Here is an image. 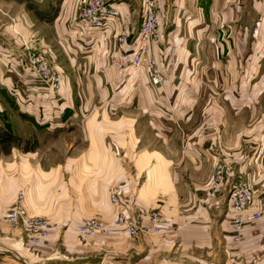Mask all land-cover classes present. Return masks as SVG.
I'll return each instance as SVG.
<instances>
[{
  "label": "crops",
  "instance_id": "0c3cea01",
  "mask_svg": "<svg viewBox=\"0 0 264 264\" xmlns=\"http://www.w3.org/2000/svg\"><path fill=\"white\" fill-rule=\"evenodd\" d=\"M33 1L23 0L10 33L25 55L44 56L61 74V123L79 129L85 121L63 161H6L10 188L25 177L39 184L25 209L44 207V214L68 220L65 240L73 239L81 214L103 209L98 213L113 230L106 240L135 255L147 249L144 236L131 238L112 220L119 212L147 222L158 212L164 220L151 223L150 245L162 261L264 264V0H178L171 10L173 0L166 16L157 0L161 30L152 54L168 77L163 86L151 84L143 69L113 63L115 25L97 36L79 26L84 0H37L48 8L39 12ZM116 5L119 24L137 30L140 0ZM217 162L250 182L252 210L260 211L239 229L214 178ZM112 188L118 207L110 202Z\"/></svg>",
  "mask_w": 264,
  "mask_h": 264
},
{
  "label": "rangeland",
  "instance_id": "374dc122",
  "mask_svg": "<svg viewBox=\"0 0 264 264\" xmlns=\"http://www.w3.org/2000/svg\"><path fill=\"white\" fill-rule=\"evenodd\" d=\"M36 1H33L35 4L32 3L36 12H39V9L48 10L44 4L38 5L39 2ZM131 1L137 6V0ZM172 1L163 0L162 10L165 16L169 11L167 2L169 4ZM26 2L29 3V0ZM177 5L178 0L169 9H176ZM171 12L169 11V14ZM30 13L35 17L33 11ZM22 14L23 0H0V216H4L13 206L19 193L27 198V194L30 196L31 187L38 184L30 182L29 177H25L24 182L14 184V189L10 188L13 184H8L6 179L8 176L5 168L6 161L13 159L18 161L24 157L33 164L37 161L44 162L46 165L63 161L69 155V145L78 138L73 133L75 130H82L81 123L85 121L80 120L79 129L74 124H69L71 120L67 121L68 127L61 123L59 114L64 107L60 93L62 83L59 89L50 90L35 68L33 63L35 56L25 55L20 49V42L10 33L9 26L12 25L13 18ZM35 26L41 25L36 22ZM50 31L53 33L52 29H46L48 42L52 39ZM8 76L10 80L7 81ZM260 105L264 107V103ZM12 130L19 133L23 140L14 139ZM9 132L12 136L8 134ZM13 147H16L13 150L15 153L6 155L5 152L8 149L10 152ZM33 148L34 151H30ZM41 186L44 188V184ZM42 188L39 191H42V197L46 200V191ZM223 190L227 198V188L225 190L223 187ZM96 206L100 207V204ZM36 209L35 211L25 209V213L21 215L15 226H8L0 219V238L12 239L23 250L22 253L12 248L8 249L10 252L0 250V264L2 258L8 260L5 264H174L169 257H164L162 261L161 254L158 255L156 250L151 248L150 235L153 231L148 222L141 224L142 220H140L137 226V233L143 235L148 244L147 249L145 253L135 255L129 252L122 253L123 251L106 240V235L113 231L112 228L105 235L85 237L79 234L77 228L83 220L97 218L105 221L106 218L98 213L103 212V209L94 210L93 213L90 210L88 211L90 214L86 212L81 214L73 229H70V233L74 235L71 240L64 238L69 225H63V223L66 221L68 223V220H58L59 215L44 214L42 211L44 207ZM40 210L42 212H39ZM24 216H37L46 220L48 236L40 238L33 230L23 225ZM54 233L55 235H52ZM123 242L127 243V240ZM42 244L48 245L45 247Z\"/></svg>",
  "mask_w": 264,
  "mask_h": 264
},
{
  "label": "built area",
  "instance_id": "2783aa9c",
  "mask_svg": "<svg viewBox=\"0 0 264 264\" xmlns=\"http://www.w3.org/2000/svg\"><path fill=\"white\" fill-rule=\"evenodd\" d=\"M157 0H140L139 26L137 30H128L119 22L122 20L120 10L116 5V0H84L77 14L76 21L83 29L94 32L97 36L111 25L116 27V48L118 56L113 63L118 68L135 67L143 69L147 74L151 84L163 86L168 83V77L158 65L156 58L152 54L154 43L160 36L159 14ZM35 56V57H34ZM35 68L48 88L55 91L61 87L62 79L57 70L51 66L43 56L33 55ZM216 184H221L227 188L226 208L232 212L234 218V228L239 229L245 221L255 220L260 216V211L252 210L253 191L247 179L235 178L232 166L228 163H215L212 167ZM117 188L110 190V202L117 206L120 203ZM25 198L19 193L13 206L8 209L0 219L8 226H15L20 217L25 213ZM119 210V209H117ZM163 216L158 212L148 213L147 222L141 224H156L162 222ZM115 225L124 229L129 237L134 238L138 235L137 226L140 220L129 218L123 213H117L112 220ZM23 225L33 230L40 238L48 236L47 221L37 216H24ZM1 224V223H0ZM111 228L106 220L88 218L78 226V232L85 237L105 235ZM8 262L2 258L1 264Z\"/></svg>",
  "mask_w": 264,
  "mask_h": 264
},
{
  "label": "bare ground",
  "instance_id": "6f19581e",
  "mask_svg": "<svg viewBox=\"0 0 264 264\" xmlns=\"http://www.w3.org/2000/svg\"><path fill=\"white\" fill-rule=\"evenodd\" d=\"M23 244V243H22ZM16 249L19 253H22V249L18 246V244L14 243V241H12L11 239L8 238H2L0 239V250L2 251H8L10 252V250L8 249ZM25 248V246H24ZM36 257V256H35ZM34 257V258H35ZM39 257V256H38ZM31 258V257H30Z\"/></svg>",
  "mask_w": 264,
  "mask_h": 264
},
{
  "label": "trees",
  "instance_id": "16d2710c",
  "mask_svg": "<svg viewBox=\"0 0 264 264\" xmlns=\"http://www.w3.org/2000/svg\"><path fill=\"white\" fill-rule=\"evenodd\" d=\"M9 135H11V132H9L8 133ZM12 136V135H11ZM14 139H16V140H19L20 138L19 137H17L16 135H14L13 134V136H12ZM9 152V149L5 152L6 154Z\"/></svg>",
  "mask_w": 264,
  "mask_h": 264
}]
</instances>
